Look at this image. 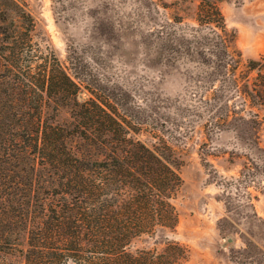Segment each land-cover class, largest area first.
Returning <instances> with one entry per match:
<instances>
[{
  "label": "trees",
  "instance_id": "16d2710c",
  "mask_svg": "<svg viewBox=\"0 0 264 264\" xmlns=\"http://www.w3.org/2000/svg\"><path fill=\"white\" fill-rule=\"evenodd\" d=\"M196 20L190 34L211 56L200 81L218 80L223 96V106L213 96L208 110L258 136V113L245 107L264 109V54L242 57L218 0H198ZM34 26L21 1L0 0V264L15 250L23 264H183L186 247L167 237L182 185L171 146L140 138L145 122L110 96L81 97L87 81L34 40ZM205 94L197 99L211 100ZM50 96L71 101L86 145L72 146L70 129L43 117ZM142 236L164 245L134 247Z\"/></svg>",
  "mask_w": 264,
  "mask_h": 264
},
{
  "label": "rangeland",
  "instance_id": "374dc122",
  "mask_svg": "<svg viewBox=\"0 0 264 264\" xmlns=\"http://www.w3.org/2000/svg\"><path fill=\"white\" fill-rule=\"evenodd\" d=\"M19 1L33 16L34 40L87 81L81 97L110 96L145 122L140 138L161 137L171 146L182 185L179 219L167 237L186 247L183 264H264V109L245 107L258 113V136L240 120L231 116L225 124L208 110L213 96L218 105L223 96L218 80L207 84L198 75L211 68L208 44L197 45L190 34L199 26L198 0ZM218 3L242 57L264 54V0ZM199 90L211 100L197 99ZM42 115L70 129L72 146L86 145L70 100L47 97ZM163 245L142 236L134 247ZM6 261L23 264V256L15 250Z\"/></svg>",
  "mask_w": 264,
  "mask_h": 264
}]
</instances>
